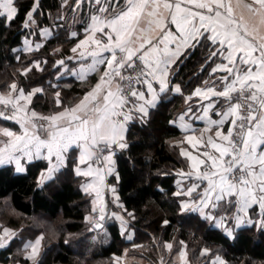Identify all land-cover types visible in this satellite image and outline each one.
Returning a JSON list of instances; mask_svg holds the SVG:
<instances>
[{"label":"snow or ice","instance_id":"6c2138e0","mask_svg":"<svg viewBox=\"0 0 264 264\" xmlns=\"http://www.w3.org/2000/svg\"><path fill=\"white\" fill-rule=\"evenodd\" d=\"M85 2L95 7L89 12L83 38L70 49L75 55L67 57L79 68L68 69L65 59L56 61L54 67L63 66L81 80L100 71L99 79L74 106L51 115L35 110L29 114L32 97L42 89L25 93L16 83L10 84L9 94H0V118L15 121L20 132L0 128V165L14 162L17 171H23L21 158L32 160L35 156L48 161L47 171L51 173L65 164L70 149H79L76 174L94 178L85 190L94 188L100 199L105 170L108 174L113 171L104 165L113 163L117 148L127 147L126 122L136 115L143 120L149 108L156 106L160 94L180 92L179 85L170 88L172 66L187 49L209 41L213 47L206 62L221 60L210 75H225L218 78L219 84L213 81L208 85L205 81L208 86L196 88L187 99L196 96L207 103L198 104L195 109L189 107L178 118L179 127L185 133L191 132L181 143L186 142L196 154L180 149V155L190 161L191 170L178 173L181 180L177 186L185 181L189 186L174 195L191 198L180 202L181 209L199 212L214 226L223 227L228 236L233 234V228L228 226L233 222L235 227L258 225L264 230V29L260 27L264 26V0L242 5L249 21L243 13L236 17L235 7H241L240 0L235 7L232 0H125L123 7L120 0H74L73 11ZM38 9L39 0H34L26 13L24 28L36 25ZM17 15L16 0H0V21L10 25ZM47 32L43 29L40 34ZM71 35L79 36L75 31ZM89 57L91 62L85 63ZM33 63L39 68L40 61ZM29 71L31 68H25L22 74ZM55 96L59 108L60 93ZM201 110L203 115L196 119L205 120L207 126L197 130L185 122V116ZM210 110L219 118L213 119ZM204 133H208L206 139ZM42 150H46V155ZM80 165H85L86 170ZM104 211L102 206L100 221L105 219ZM95 227L103 225L97 223ZM3 231L4 236L10 237L8 229ZM42 239L25 245L31 248L29 259L39 254ZM165 247L171 251L173 245ZM180 256L184 258L186 253L181 252ZM216 259L219 261V257Z\"/></svg>","mask_w":264,"mask_h":264},{"label":"trees","instance_id":"16d2710c","mask_svg":"<svg viewBox=\"0 0 264 264\" xmlns=\"http://www.w3.org/2000/svg\"><path fill=\"white\" fill-rule=\"evenodd\" d=\"M33 2L16 0V18L10 25L0 21V90L13 82L26 90L43 86L47 90L34 95L32 106L48 113L56 108L54 93L58 89L63 107H71L99 78L97 74L85 80L57 77L62 66L55 68L56 61L68 62L70 49L80 39V34L70 36L67 27L57 28L40 48L15 50L31 29L38 38L39 27L49 25L50 13L61 6V0H39L36 26L26 29L23 23ZM56 48L61 49L58 55L53 53ZM208 51L203 44L187 50L171 75V84L179 83L183 94L166 92L143 120L133 118L128 125L127 147L115 153L116 174L109 179L117 188L124 212L132 214L125 228L122 218L107 216L100 221L101 229H92L95 221L89 222L86 216L93 212L94 204L92 195L82 188L85 177L75 171L76 148L69 150L67 164L47 179L42 175L49 166L46 159L28 162L25 171H17L12 163L0 166V221L18 230L9 245L0 249V262L31 264L23 246L43 237L37 264H116L115 256L123 254L126 247L149 264H159L160 245L172 240L186 243L195 259L208 249L218 251L224 264H264V230L258 225L236 227L228 236L199 212L182 210L181 196L174 195L183 158L173 141L184 134L176 120L183 95L202 83L208 67L202 71L200 67ZM36 59H42V68L35 67ZM25 68L31 71L23 75ZM0 123L14 124L2 118ZM130 231L132 236L127 237ZM134 246H140L139 250H132Z\"/></svg>","mask_w":264,"mask_h":264},{"label":"rangeland","instance_id":"374dc122","mask_svg":"<svg viewBox=\"0 0 264 264\" xmlns=\"http://www.w3.org/2000/svg\"><path fill=\"white\" fill-rule=\"evenodd\" d=\"M120 3H121V1H120ZM120 6L121 7H123L121 4H120ZM75 7V4H74V0H67V2L65 3V0H61V6H60V8L58 9V10H56L55 12H51L50 13V24L49 25H53V27L55 26V30H57V28H59V27H61V28H65V27H67V28H69V33H70V36H72L71 35V33H72V31H75V32H77L78 34H80V39H82L83 38V36H84V33H83V29H84V27L86 26V24H87V22H88V16H89V12L90 11H92L93 9H94V5H89L87 2H85V3H83L79 8H77V10L76 11H73V8ZM82 25V27H80ZM34 29H31L30 31H28L27 32V36H33V39H34V41H35V43H33L32 42V44L30 43L31 41H29V43H30V47H32V45H34L33 47H35V49H37V45H39V48H40V46L51 36H44V37H41V36H39L38 38H35V35H34ZM39 33H37V35H38ZM54 34V33H53ZM52 34V35H53ZM41 40V41H40ZM33 41V40H32ZM77 43V42H76ZM75 43V44H76ZM74 44V45H75ZM74 45H73V47H74ZM59 49V51H57ZM32 50H34V49H32ZM27 52H29V51H27ZM60 52H61V49L60 48H56L54 51H53V53L54 54H56V55H58V54H60ZM72 54V53H71ZM70 54V55H71ZM42 60V59H41ZM41 60L40 59H36L35 61H40V64H39V68H42L41 67ZM34 61V62H35ZM34 64V63H33ZM35 65V64H34ZM102 70V69H101ZM101 74V72L100 71H98V73H97V75H98V78H99V75ZM61 74H59V75H57V77H59ZM62 75L63 76H68L66 73H62ZM13 83H16L17 84V87H18V89L19 88H23L19 83H17V82H13ZM12 84V83H11ZM93 87V86H92ZM91 87V88H92ZM37 88H40V89H42L44 92L47 90H45L44 88H43V86H36V87H33L32 89H30V90H26L25 88H23L24 90H25V93H28V92H31V91H33L34 89H37ZM90 88V89H91ZM89 89V90H90ZM88 90V91H89ZM9 87L8 88H6V89H4V90H0V94H4V95H8L9 94ZM42 91V92H43ZM56 92H59L60 93V97H59V99H60V101H61V107H57L56 106V108L55 109H53V110H51V111H49L48 113H45V112H41V111H39V110H37L36 108H34L33 106H32V104H33V99H34V96L32 97V101H31V104H29L28 105V110H29V114H30V112L32 111V110H35L38 114H42V115H51V114H53L54 112H56V111H60V110H63V108H70V107H67V106H64L63 107V102H62V99H61V97H62V93H61V89H58ZM55 92V93H56ZM55 93H54V97H55V101H56V96H55ZM18 93H12V95L13 96H15V95H17ZM83 97V96H82ZM81 97V98H82ZM80 98V99H81ZM79 99V100H80ZM78 100V101H79ZM77 101V102H78ZM195 100L193 99L192 101H190L189 103H187V101H185V103L186 104H190V103H192L193 102V107H196L198 104H196V102H194ZM76 102V103H77ZM21 103L23 104V103H25L24 101H21ZM75 103V104H76ZM185 103H184V101H182L181 102V104H180V108L179 109H182L183 107H184V105H185ZM74 104V105H75ZM55 105H56V103H55ZM73 105V106H74ZM72 107V106H71ZM3 108V106H0V109H2ZM9 111V114H10V112H11V110L9 109L8 110ZM136 117H138V116H134V118H136ZM38 123H39V121H38ZM4 127H7V128H9V129H11V130H13V131H15L14 129H13V127L14 126H6V125H2L1 123H0V128H4ZM17 131H19V129H17L16 128V132ZM20 132V131H19ZM18 132V133H19ZM43 138V137H42ZM184 138H185V133L183 134V135H181V136H179L178 138H176L174 141H173V145L176 147V152L178 153V156H180L181 158H183V166H181L179 169H178V171H177V173H179L181 170H184L185 172H187V171H190L191 169H190V167H189V165H190V161L186 158V157H184V156H181L180 155V149L181 148H184V149H186V150H189V151H193L192 149H191V147L185 142V143H181V141H183L184 140ZM126 142V141H125ZM119 150V149H118ZM193 154H196L195 153V151H193ZM67 161H68V154H67V159H66V161H65V164L64 165H62V166H60L59 167V169L60 168H62L63 166H65L66 164H67ZM96 166V165H95ZM105 166V169H107V165H104ZM49 167V166H48ZM48 167H47V169H48ZM47 169L46 170H44V172H43V174L45 173L46 175H47V177L46 178H44L43 177V179H47V178H49V177H52V176H54L55 175V173L58 171H53V172H51V173H49L48 171H47ZM113 172H116V167H114L113 168ZM108 175V173H107V171L105 170V176H107ZM109 177H111V176H109ZM85 180H86V178H85ZM181 180V177L178 175V178H177V181H180ZM105 186H107V188H105L104 190H103V193L102 194H100V199H97V197H95V195H92V198H93V196H94V200H95V204H94V207L96 208V211L95 212H92V213H90V214H87V219H88V221L89 222H91V221H100L99 220V216H100V208L102 207V206H104V208H105V211H104V216L105 217H107V216H112V217H118V218H122L123 219V221H124V227L123 228H125L128 224L127 223H129V215H128V213H125L124 212V210H123V207H122V203L119 201V200H117L116 198L118 197L119 198V196H118V193H117V188H116V186H115V184H114V182H112V181H109V179H108V181H107V184L105 185ZM189 186V184H188V182L187 181H185V182H182L181 184H180V186H179V188H177V190H176V192L177 191H179L180 190V188H187ZM86 188V187H85ZM115 189V192H113L112 191V189ZM88 191V190H87ZM89 193V192H88ZM181 201H184V200H186V199H188L189 197H186V196H181ZM109 208V209H108ZM108 209V210H107ZM93 211V210H92ZM223 212H224V207L223 206H221V208H220V210H219V214H223ZM95 218V219H94ZM252 218L255 220V219H257V216H256V213L255 212H253L252 213ZM211 223V222H210ZM229 227H232L233 228V230L236 228L235 226H234V223H232V224H229L228 225ZM223 228V227H222ZM4 229H8L9 230V232H10V237H6V236H4ZM100 232V231H99ZM132 232L133 231H130V232H128V233H126L127 234V237H131L132 236ZM18 234V230H16L15 228H12V227H10V226H7V225H4L1 221H0V237H2L3 239L2 240H0V243H3V247H0V249H2V248H4V247H6L7 245H9V243L11 242V240L16 236ZM39 238V237H38ZM37 239V238H36ZM36 239H33V240H30V242L29 243H26L25 245H28V244H31V243H34L35 242V240ZM172 244L173 245V247H172V249H171V251H169L166 247H165V245L166 244ZM25 245L23 246L24 247V249L26 250V251H24L23 253H24V255H25V257H29V255H30V253H31V248L30 247H28V248H25ZM42 241H41V243H40V246H39V254H40V252H41V250H42ZM139 248H140V246L139 247H132V250H139ZM131 248H129V247H126L125 248V250L124 251H126L125 253H124V257H123V259H124V261L125 262H127L126 264H140V263H135V262H132V263H129L128 261H130V258L128 257V254L129 255H134V254H130L129 253V251H131L130 250ZM190 248L188 247V245L186 244V243H183V244H181V242H176V241H174V240H172V241H169V242H165V243H162V245H160V248H159V252H158V254H159V256H160V263L159 264H161V258H163V264H213V262H215V264H220V262L222 261L223 262V264H224V262H225V260H224V258L220 255V253L218 252V251H213V252H210V250H208L207 249V252L206 253H204V250L205 249H203V250H201V252H200V254H199V256L195 259V258H192V256L190 255ZM181 252H185L186 253V256L184 257V258H181V256H180V253ZM203 253V254H202ZM39 254L34 258V259H30L31 260V264H37L38 263V257H39ZM217 257H219V261H217ZM184 261H186V263L184 262ZM131 262V261H130ZM0 263H3V262H0ZM115 263L117 264V262L115 261ZM4 264H24V263H22L21 261H14V262H10V263H4ZM111 264H114L113 262L111 263Z\"/></svg>","mask_w":264,"mask_h":264},{"label":"crops","instance_id":"0c3cea01","mask_svg":"<svg viewBox=\"0 0 264 264\" xmlns=\"http://www.w3.org/2000/svg\"><path fill=\"white\" fill-rule=\"evenodd\" d=\"M121 1V5L122 6H124L125 5V0H120ZM232 3H233V6L235 7L236 6V4H237V0H232ZM244 3H251V0H240V4H241V7H235V12H236V17L238 18L240 15H241V13H243V15L245 16V20L246 21H249V16H248V13H247V11L246 10H244L243 9V7H242V5L244 4ZM195 10V9H194ZM36 25H33V27H35ZM145 26H147V25H145ZM262 29H264V26H260ZM55 26L53 27V25H44V26H41V27H39V32L41 33V30H43V29H47L48 30V32L46 33V34H44V35H41L40 34V36L41 37H44V36H50V35H52L53 33H54V31H55ZM172 28H173V31L175 30V28H174V26H172ZM72 32H74V31H72ZM261 34L262 35H264V31H262L261 32ZM33 40V41H32ZM26 41H27V43H26ZM29 41H31L30 43L32 44V42L33 43H35V41H34V39H33V36H27V35H25L24 37H23V41H22V43H21V45H19L15 50L16 51H19V50H22V51H30V50H32V49H35V47H33L34 45H32V47H30V43H29ZM41 41V40H40ZM203 45H205V46H207V50H209L208 51V56H209V54H210V50L212 49V45H211V43L209 42V41H204L203 43H202ZM201 44V45H202ZM75 46V45H74ZM189 49H193V48H189ZM189 49H187V50H189ZM186 50V51H187ZM72 55H75V54H71V55H69V56H72ZM207 56V57H208ZM214 59V63L212 62V61H207L206 62V60L203 62V64L201 65V67H200V70L202 71L205 67H208V70L206 71V73H205V76H204V78H203V80H202V83H200L199 85H197L191 92H188V93H186V94H184L183 95V98H184V103H185V101H187V103H189L190 101H192L193 99L195 100L194 102H196V104H206L207 103V101H201L200 100V98L199 97H196V96H192V99L191 100H188L187 98L190 96V95H192V93L195 91V89L196 88H205L206 86H208V85H211L212 84V82L213 81H216L217 82V84H219V77L220 76H223V75H225V73H223V72H216L215 74H213V75H210V73H211V70H212V68L213 67H215V65L216 64H219L220 62H221V60L220 59H218V58H213ZM91 62V57H89L88 59H87V61H85V63H90ZM178 62V60L176 61V63ZM226 62V61H225ZM176 63L172 66V70H171V73H170V77H169V79H170V81H171V75H172V72H173V68L175 67V65H176ZM208 65V66H207ZM66 66H67V68L68 69H78L79 68V64H77L75 61H66ZM103 68V66H101V69ZM62 73L64 74V73H66L68 76H74V75H72V74H70L68 71H66L65 70V67H63L62 66V68L60 69V72H59V74H61L60 76H63L62 75ZM98 73V71L96 72V73H91V74H89L87 77H86V79L90 76V75H92V74H97ZM74 77H76V78H78L77 76H74ZM79 79V78H78ZM205 81H207L208 82V85H205ZM175 85H179L180 86V92H175L174 90H169L170 92H173V93H176V94H183V91H182V87H181V85L179 84V83H174V84H170V88H173ZM94 86V85H93ZM166 92H168V91H166ZM165 92V93H166ZM165 93H162V94H160L159 95V99H158V101H157V103L159 102V100H160V98H161V96L163 95V94H165ZM156 103V104H157ZM193 102L192 103H190V104H186L185 103V105H184V107L182 108V111H181V113L179 114V117L182 115V114H184L186 111H187V109L189 108V107H193ZM219 107V106H218ZM194 109L196 108V107H193ZM150 109L151 108H149V111H150ZM149 113V112H148ZM203 115V112H202V110L201 111H199V112H196L195 113V115H193L192 113H188V115H186L185 116V122H187L188 124H190L191 126H192V128H194V129H197V130H202V129H204L207 125H206V121L205 120H201V119H196V116H202ZM209 115L213 118V119H218L219 117H216V116H214L213 114H212V111L210 110V112H209ZM136 116H138V115H136ZM178 117V118H179ZM137 118V117H136ZM132 121V119L131 120H129V121H127L126 122V124H125V133H124V137H125V141H126V133H127V129H128V125H129V123ZM12 122L14 123L13 124V129L16 131V128L17 129H19V131H20V127H19V125L17 124V123H15V121H13L12 120ZM179 123H180V121H179V119H177L176 120V124L179 126ZM11 127V126H10ZM19 131H17V132H19ZM185 133V132H184ZM187 134H191V132H189V133H185V135H187ZM197 135H199V131L196 133ZM40 135H41V137H43L44 136V134L41 132L40 133ZM207 136H208V133H204V138L206 139L207 138ZM119 148H117L116 150H115V153L117 152V150H118ZM210 150V149H209ZM43 152H44V154L46 155V150H42ZM115 153H114V155L112 156V161H113V163L111 164V165H107V166H111L112 167V169L115 167V160H116V158H115ZM68 154V153H67ZM67 154H66V156H67ZM195 155V154H194ZM78 156H79V149H78V155H77V159H78ZM34 159H39V158H35V156H34V158L32 159V160H28L27 159V157H22L21 158V167L23 168V171H25V169H26V164L28 163V162H30V161H33ZM53 163L55 164V158H53ZM12 164H14L15 166H16V164L13 162ZM3 165V164H2ZM1 166V165H0ZM77 166V165H76ZM76 166H75V168H76ZM80 167H81V169H84V170H86V166L85 165H80ZM93 167H96L95 166V164H93ZM16 168H17V166H16ZM116 174V172H113L112 171V173L111 174H108L107 176H105V173H104V183H103V185L102 186H100V194H102L103 193V190L105 189V188H107V186H105L106 184H107V181H108V179H110V177L109 176H113V175H115ZM43 177L44 178H46L47 177V175L44 173L43 174ZM85 178H86V180H85V182L83 183V190L84 191H86L85 190V187L88 185V184H90V183H93V177H86V176H84ZM86 192H89L91 195H95V197H97L96 196V191L94 190V188L93 189H88V191H86ZM193 196H195V193H193ZM191 198H188V199H186V200H184V201H189ZM92 200H93V204H95L96 202H95V200H94V196H93V198H92ZM109 209V208H108ZM107 209V210H108ZM95 219V218H94ZM234 223V222H233ZM30 241H27L26 243H29ZM126 251H124L123 252V254H121V255H118V256H115V261L117 262V264H126L127 262H125L124 261V259H123V257H124V253H125ZM128 257L130 258V261H128L129 263H132V262H135V263H140V264H149L148 263V261L145 259V258H143V257H141V256H136V255H129L128 254ZM185 263H186V261H184ZM0 264H4V263H0Z\"/></svg>","mask_w":264,"mask_h":264},{"label":"water","instance_id":"95a60500","mask_svg":"<svg viewBox=\"0 0 264 264\" xmlns=\"http://www.w3.org/2000/svg\"><path fill=\"white\" fill-rule=\"evenodd\" d=\"M59 60H60V59H59ZM57 67H59V66H56L55 68H57ZM97 223H101V224L103 225L102 222H100V221H95L94 226L92 227V229H101V228H97V227H95V225H96Z\"/></svg>","mask_w":264,"mask_h":264}]
</instances>
